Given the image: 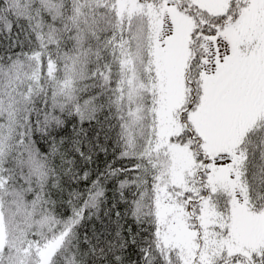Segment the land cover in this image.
I'll list each match as a JSON object with an SVG mask.
<instances>
[{
    "label": "snow or ice",
    "instance_id": "6c2138e0",
    "mask_svg": "<svg viewBox=\"0 0 264 264\" xmlns=\"http://www.w3.org/2000/svg\"><path fill=\"white\" fill-rule=\"evenodd\" d=\"M0 264H264V0H0Z\"/></svg>",
    "mask_w": 264,
    "mask_h": 264
}]
</instances>
